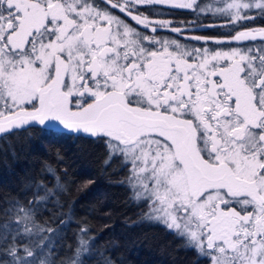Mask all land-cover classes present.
Here are the masks:
<instances>
[{"label": "snow or ice", "instance_id": "6c2138e0", "mask_svg": "<svg viewBox=\"0 0 264 264\" xmlns=\"http://www.w3.org/2000/svg\"><path fill=\"white\" fill-rule=\"evenodd\" d=\"M146 6L210 14L208 28L229 32L215 49L161 38L186 30ZM35 125L103 141L149 217L204 264H264V0H0V136ZM38 206L0 209L15 215L0 264H56ZM87 232L61 264L93 258Z\"/></svg>", "mask_w": 264, "mask_h": 264}, {"label": "trees", "instance_id": "16d2710c", "mask_svg": "<svg viewBox=\"0 0 264 264\" xmlns=\"http://www.w3.org/2000/svg\"><path fill=\"white\" fill-rule=\"evenodd\" d=\"M198 3L203 6L210 0ZM143 14L202 27L192 33L204 37H226L229 32L208 28L219 21L191 10L170 15L159 6H146ZM259 24L257 20L249 26ZM159 36L188 42L168 32ZM108 150L96 138L64 131L52 134L36 125L0 136V209L12 201H38L34 222L57 230L56 264L75 254L82 228L95 240L93 258L86 264H204L172 231L143 220L144 206L135 202L126 180L128 169H122L119 160L106 164ZM6 221L14 222L15 215L0 212V226Z\"/></svg>", "mask_w": 264, "mask_h": 264}, {"label": "rangeland", "instance_id": "374dc122", "mask_svg": "<svg viewBox=\"0 0 264 264\" xmlns=\"http://www.w3.org/2000/svg\"><path fill=\"white\" fill-rule=\"evenodd\" d=\"M210 2H214V0H210ZM125 19H128L129 21H131V19L130 18H125ZM154 19H158V18H154ZM168 20H170V21H172V23H173V26H175V27H181V28H184L186 31H185V33H184V35H178V34H176V33H173V32H171V31H169V30H161V32H168V33H170V34H174V35H177V36H179L180 38H182V39H185V40H187L188 42H190V43H188L187 42V44H190V45H193V46H201V45H203V41H195V40H189V39H186V37H190V36H192V35H195L194 33H192L193 31H192V28L193 27H196V25H193V24H189V25H186V24H184L183 22H181V21H174V20H172V19H168ZM132 23H133V25H135V22L134 21H131ZM225 37H218V38H216V37H213V39H211V40H209V42H208V44L206 45L207 47H209V48H212V49H215V48H217V47H221V45H217L216 43H214V40L215 39H224ZM171 39V38H170ZM232 46H235V45H232ZM223 47H228L227 45H223ZM109 151V157H110V150H108ZM127 180V179H126ZM132 192V191H131ZM132 197L134 198V200H135V202L137 203V204H142L144 207H143V209H142V212H143V220H149V221H152V222H156V223H159V224H161V225H163L162 223H160L159 221H157V220H155V219H152V218H150L149 217V215H148V213H149V207H148V205L147 204H145V203H142L141 201H139V200H137L136 198H135V196H134V193L132 192ZM164 226V225H163ZM174 233V232H173ZM175 234V233H174ZM176 235V234H175ZM176 236H178V235H176ZM179 237V236H178ZM186 243V242H185Z\"/></svg>", "mask_w": 264, "mask_h": 264}, {"label": "water", "instance_id": "95a60500", "mask_svg": "<svg viewBox=\"0 0 264 264\" xmlns=\"http://www.w3.org/2000/svg\"><path fill=\"white\" fill-rule=\"evenodd\" d=\"M36 126H39V125H36ZM27 127H29V126H24L23 128H21V129H25V128H27ZM40 127H42V126H40ZM64 132H67V131H64ZM70 133V132H69ZM81 135H84V136H87L86 134H83V133H80ZM87 137H90V136H87Z\"/></svg>", "mask_w": 264, "mask_h": 264}]
</instances>
